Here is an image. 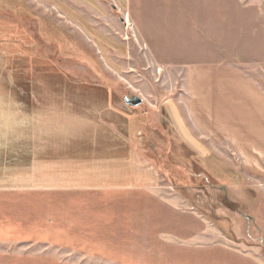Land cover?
Instances as JSON below:
<instances>
[{
    "label": "rangeland",
    "instance_id": "1",
    "mask_svg": "<svg viewBox=\"0 0 264 264\" xmlns=\"http://www.w3.org/2000/svg\"><path fill=\"white\" fill-rule=\"evenodd\" d=\"M2 188L0 264H264V0H0Z\"/></svg>",
    "mask_w": 264,
    "mask_h": 264
},
{
    "label": "crops",
    "instance_id": "2",
    "mask_svg": "<svg viewBox=\"0 0 264 264\" xmlns=\"http://www.w3.org/2000/svg\"><path fill=\"white\" fill-rule=\"evenodd\" d=\"M253 115H255L254 113H252ZM251 117V118H250ZM250 117L249 116H245V118L244 119H252L253 117H255V116H251L250 115ZM239 122V121H238ZM238 124H240V123H236V125H238ZM240 133V132H239ZM237 131H236V136L237 137H240V138H247L246 140L247 141H241L240 140V143L241 144H243V143H246V144H260V143H262V142H260V141H256L254 138H256V139H259V138H262L261 136H260V134H261V132H258V133H255V132H252V133H254V134H252L250 137H248V136H246V135H243V134H239ZM221 138H225L226 139V137H221ZM239 138V139H240ZM254 139V140H253ZM2 189H4V190H0V192H8V191H13V189H5V188H2ZM27 191V190H26ZM31 192L32 191H44L43 189H41V190H38V189H34V190H30Z\"/></svg>",
    "mask_w": 264,
    "mask_h": 264
},
{
    "label": "water",
    "instance_id": "3",
    "mask_svg": "<svg viewBox=\"0 0 264 264\" xmlns=\"http://www.w3.org/2000/svg\"><path fill=\"white\" fill-rule=\"evenodd\" d=\"M126 102H127L128 104L134 106V105H138V104H140L141 100H140V98H138V97H133V98H131V99H127Z\"/></svg>",
    "mask_w": 264,
    "mask_h": 264
}]
</instances>
